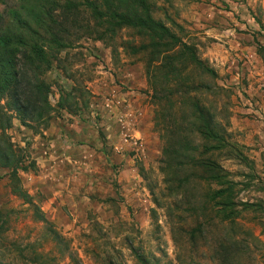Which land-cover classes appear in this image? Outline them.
Segmentation results:
<instances>
[{
  "label": "rangeland",
  "instance_id": "374dc122",
  "mask_svg": "<svg viewBox=\"0 0 264 264\" xmlns=\"http://www.w3.org/2000/svg\"><path fill=\"white\" fill-rule=\"evenodd\" d=\"M152 1L154 17L182 25L184 40L217 72L218 91L197 96L237 151L216 154L233 182L232 202L224 201L232 219L217 216L222 200L209 201L224 186L216 182L189 185L197 216L184 211L187 198L170 210L145 58L126 48L140 39L129 28L113 41L96 39L97 24L82 8L61 34L68 46L44 74L53 105L61 89L83 86L88 94L75 91L81 106L55 113L37 133L17 119L8 130L35 166L20 172L32 203L11 192L0 168V264H137L135 252L152 264H216L221 239L238 242L242 264H264V0ZM22 2L0 0V32L12 27L11 11ZM35 206L47 222L35 218Z\"/></svg>",
  "mask_w": 264,
  "mask_h": 264
},
{
  "label": "trees",
  "instance_id": "16d2710c",
  "mask_svg": "<svg viewBox=\"0 0 264 264\" xmlns=\"http://www.w3.org/2000/svg\"><path fill=\"white\" fill-rule=\"evenodd\" d=\"M82 8L97 24L96 39L113 41L123 28L131 29L140 39L137 44L125 41L126 48L145 58V71L153 88L151 97L157 104L154 127L163 141L160 171L165 195L175 200L170 210H179V203H185L183 200L187 198L188 207L181 209L197 216L199 207L190 199L189 185L216 182L224 186L215 189L209 201L222 200L223 207L216 211L217 216L231 220L232 211L225 203L232 202L233 182L227 179L228 173L216 154L222 149L229 154L237 151L228 142L226 130L216 120L213 108L197 96L199 91H218L214 82L217 72L198 56L194 43L184 40L182 25L171 18L166 22L154 17L158 5L152 0H64L62 3L23 0L20 11H11L12 27L0 32V168L5 169L11 192L32 203L21 184L20 172L35 165L28 162L25 150L11 140L8 130L13 119L37 133L47 128L60 110L79 109L81 103L75 91L79 90L81 96L88 94L83 86H74L69 91L61 89L53 105L49 100L51 85L44 78L57 58L55 54L68 46L62 35L68 31L69 18H74L73 25L78 22ZM59 14L62 19H58ZM88 102L87 97L83 98L82 106L86 108ZM34 209L35 218L47 222L43 212L36 206ZM3 224L0 221V234L5 230ZM200 226L196 229L199 233ZM48 231L58 236L53 229ZM237 243L230 239L216 240L213 247L216 264H242ZM135 256L137 264H152L143 253L135 252Z\"/></svg>",
  "mask_w": 264,
  "mask_h": 264
}]
</instances>
